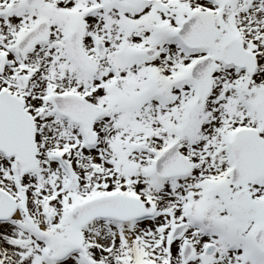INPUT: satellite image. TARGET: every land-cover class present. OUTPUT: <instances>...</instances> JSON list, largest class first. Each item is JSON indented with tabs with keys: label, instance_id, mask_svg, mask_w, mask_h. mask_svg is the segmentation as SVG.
I'll return each mask as SVG.
<instances>
[{
	"label": "snow or ice",
	"instance_id": "6c2138e0",
	"mask_svg": "<svg viewBox=\"0 0 264 264\" xmlns=\"http://www.w3.org/2000/svg\"><path fill=\"white\" fill-rule=\"evenodd\" d=\"M0 264H264V0H0Z\"/></svg>",
	"mask_w": 264,
	"mask_h": 264
}]
</instances>
